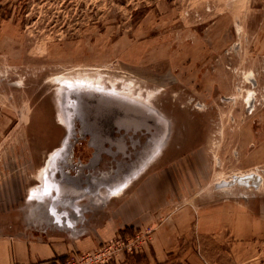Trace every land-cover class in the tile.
Wrapping results in <instances>:
<instances>
[{"label": "rangeland", "instance_id": "obj_1", "mask_svg": "<svg viewBox=\"0 0 264 264\" xmlns=\"http://www.w3.org/2000/svg\"><path fill=\"white\" fill-rule=\"evenodd\" d=\"M79 77L171 122L144 172L180 173L175 207L230 199L254 211L239 252L194 235L200 256L264 264V182L217 188L237 174L264 179V0H0V172L34 183L66 131L58 80ZM29 204L37 207L29 201L19 215L25 234L37 231Z\"/></svg>", "mask_w": 264, "mask_h": 264}, {"label": "crops", "instance_id": "obj_2", "mask_svg": "<svg viewBox=\"0 0 264 264\" xmlns=\"http://www.w3.org/2000/svg\"><path fill=\"white\" fill-rule=\"evenodd\" d=\"M144 173L104 204L98 199L79 202L82 215L67 209L75 216L72 230L36 228L25 234L19 215L26 203L33 202L30 195L39 184L37 174L31 183L22 173L0 172V264H51L71 251H94L127 230L148 227L154 230L152 240L149 249L136 257L139 261L124 254L112 264H208L197 250L194 235L215 239L235 252L252 239V223L258 217L243 203L223 199L175 207L180 173V177L175 172Z\"/></svg>", "mask_w": 264, "mask_h": 264}, {"label": "water", "instance_id": "obj_3", "mask_svg": "<svg viewBox=\"0 0 264 264\" xmlns=\"http://www.w3.org/2000/svg\"><path fill=\"white\" fill-rule=\"evenodd\" d=\"M62 89L59 115L66 131L37 185L40 199H33L37 207L29 210V224L68 232L74 217L83 214L79 202L89 198L104 204L148 168L166 146L171 122L124 92L81 82H67ZM262 183L260 176L247 174L217 188L259 189ZM41 210L45 217L38 220L36 211Z\"/></svg>", "mask_w": 264, "mask_h": 264}, {"label": "built area", "instance_id": "obj_4", "mask_svg": "<svg viewBox=\"0 0 264 264\" xmlns=\"http://www.w3.org/2000/svg\"><path fill=\"white\" fill-rule=\"evenodd\" d=\"M152 228L141 229L132 235L115 237L104 242L90 252L71 251L62 258H57L51 264H112L124 254L128 257L146 252L152 240Z\"/></svg>", "mask_w": 264, "mask_h": 264}, {"label": "bare ground", "instance_id": "obj_5", "mask_svg": "<svg viewBox=\"0 0 264 264\" xmlns=\"http://www.w3.org/2000/svg\"><path fill=\"white\" fill-rule=\"evenodd\" d=\"M60 81V82H59ZM58 82L60 83V90H59V92H63V89H62V87L64 86V84L65 83H67V82H81V83H86V84H89V85H94V86H97L98 84L97 83H95L94 82V80H92V79H90V78H84V77H79V78H73V79H67V78H64V79H60V80H58ZM98 86H101V84L99 83V85ZM19 87H21V85H19ZM101 87H103V86H101ZM62 95V94H61ZM128 95H130V93H128ZM135 98H138V99H140V100H142L141 98H139V97H136L135 96ZM252 99H250V101H251ZM47 164H48V161H47V163H46V165L43 167V168H41L40 170H39V173H38V175H37V179H38V181L41 179V177H42V175L45 173V172H47ZM57 169L58 168H56V171H57ZM244 175H247V174H237L236 176H244ZM248 175H254V176H260L262 179H263V177L261 176V174H260V172H258V171H253V172H250V173H248ZM233 177V176H232ZM231 180V178L229 179V180H227V182L228 181H230ZM223 181V180H222ZM221 182V181H220ZM263 182H264V179H263ZM217 184V183H216ZM218 184H219V182H218ZM262 185L263 184H261V186H260V188L259 189H254V191H258V190H260L261 189V187H262ZM229 189V188H228ZM228 189H219L220 191H226V190H228ZM251 188H246V190H250ZM38 195V193H37V190L34 188L33 190H32V192H31V199L33 200V199H40V197L39 196H37ZM244 198H246V197H244ZM56 211V210H55ZM59 217V216H58Z\"/></svg>", "mask_w": 264, "mask_h": 264}, {"label": "trees", "instance_id": "obj_6", "mask_svg": "<svg viewBox=\"0 0 264 264\" xmlns=\"http://www.w3.org/2000/svg\"><path fill=\"white\" fill-rule=\"evenodd\" d=\"M134 231H135V230H133V231H131V232H128V230H127V231H125V233H128L127 235H132V234L134 233ZM125 233H123L122 236H125ZM127 235H126V236H127Z\"/></svg>", "mask_w": 264, "mask_h": 264}]
</instances>
